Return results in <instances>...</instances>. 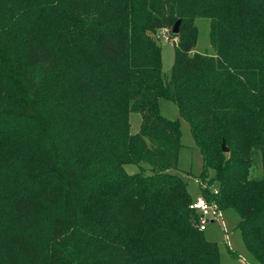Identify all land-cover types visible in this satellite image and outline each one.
<instances>
[{
  "label": "trees",
  "instance_id": "trees-1",
  "mask_svg": "<svg viewBox=\"0 0 264 264\" xmlns=\"http://www.w3.org/2000/svg\"><path fill=\"white\" fill-rule=\"evenodd\" d=\"M198 16L214 55L194 51ZM163 97L219 190L201 191L264 264V0H0V264H221L171 171L182 128Z\"/></svg>",
  "mask_w": 264,
  "mask_h": 264
},
{
  "label": "rangeland",
  "instance_id": "rangeland-1",
  "mask_svg": "<svg viewBox=\"0 0 264 264\" xmlns=\"http://www.w3.org/2000/svg\"><path fill=\"white\" fill-rule=\"evenodd\" d=\"M195 25L198 40L194 51L208 55L216 54V49L211 41V18L198 16L196 17ZM153 35L161 46L163 73L170 75L175 57L174 43L177 40L173 37L172 32L167 31V29L159 30ZM160 112L170 119L180 120V128H182L180 161L178 168L172 169L171 171L182 175L188 183V190L193 196H197L201 192L198 191L199 188L196 179L197 177L200 178L204 159L202 158L198 145L194 142L189 123L179 113L177 105L165 97L160 99ZM140 119V114L132 113L131 130L133 132L139 130ZM125 167L131 174L134 172H143L146 174L150 172H148L150 166L145 163L127 164ZM214 186L217 187V185ZM239 222V213L235 209L229 208L223 210L222 217L214 221V223H210L207 229L204 230V235L208 240L218 243L221 253V264H254L251 261L253 256L245 246L241 232L238 229ZM230 250L233 252L231 253Z\"/></svg>",
  "mask_w": 264,
  "mask_h": 264
},
{
  "label": "built area",
  "instance_id": "built-area-1",
  "mask_svg": "<svg viewBox=\"0 0 264 264\" xmlns=\"http://www.w3.org/2000/svg\"><path fill=\"white\" fill-rule=\"evenodd\" d=\"M200 191L201 188H210L215 194L218 193V188L215 186H210L207 182L203 181L201 178L196 179ZM190 207H192L197 214H199V226L201 230H206L210 223L219 220L222 217V210L218 206L217 202L213 199L207 198L201 191L197 197L191 202Z\"/></svg>",
  "mask_w": 264,
  "mask_h": 264
},
{
  "label": "water",
  "instance_id": "water-1",
  "mask_svg": "<svg viewBox=\"0 0 264 264\" xmlns=\"http://www.w3.org/2000/svg\"><path fill=\"white\" fill-rule=\"evenodd\" d=\"M180 23H181V20H178L177 23L175 24L174 29H173L174 34H177V32L179 31ZM222 149L224 152H228L229 150V147L227 146L225 142H223Z\"/></svg>",
  "mask_w": 264,
  "mask_h": 264
},
{
  "label": "crops",
  "instance_id": "crops-1",
  "mask_svg": "<svg viewBox=\"0 0 264 264\" xmlns=\"http://www.w3.org/2000/svg\"><path fill=\"white\" fill-rule=\"evenodd\" d=\"M198 188H199V186H198ZM198 191H199V192H201V191H200V188H199V190H198ZM199 194H200V193H199ZM193 197L195 198V197H197V196H193ZM251 261H254V260L252 259Z\"/></svg>",
  "mask_w": 264,
  "mask_h": 264
}]
</instances>
